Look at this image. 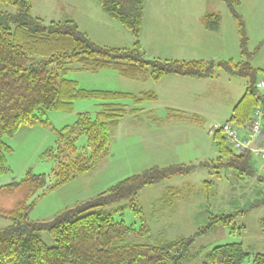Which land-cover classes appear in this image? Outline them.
I'll return each instance as SVG.
<instances>
[{
	"label": "trees",
	"instance_id": "trees-1",
	"mask_svg": "<svg viewBox=\"0 0 264 264\" xmlns=\"http://www.w3.org/2000/svg\"><path fill=\"white\" fill-rule=\"evenodd\" d=\"M96 1L113 20L131 31L136 39L132 47L101 45L73 19L46 23L43 18L34 16L32 0H0V5L15 7L14 12L0 10V175L10 171L8 154L13 151L5 138L16 135L22 126L41 125L53 129L57 147L49 150V155L58 160L50 178L30 170L23 179L0 186V217L11 221L0 229V264H185L197 238L208 235L217 226H228L235 215L210 213L208 224L191 237L137 244L127 242V237L149 235L148 223L143 220L141 227L136 229L124 220L115 219L108 206L128 201V206H120L116 212L124 213L126 207H130L140 217L144 215L139 205L141 189L176 175L190 174L198 167L210 169V174L218 178L222 177V169L232 168L239 177L255 179L262 187L257 193L262 198L250 208L264 204V174L255 166L254 157L263 162L264 159L254 150L235 149L224 132L217 130L213 132L218 149L216 159L199 164L153 166L91 199L68 207L52 220L30 217L38 198L95 170L110 155L114 128L123 117L139 113L146 102L158 100L154 91L135 94L81 88L77 80L67 77L72 71L98 73L111 69L127 78L159 81L168 75L216 77L218 69H222L247 79L246 91L227 121L245 126L253 120L255 111L261 109L264 124V93L257 88L259 74L251 64L253 54L248 50L246 21L237 11L240 0H219L228 5L238 25L240 49L245 57L239 62L233 59L148 58L140 41L146 0ZM220 22L221 16L217 13L204 17V24L211 31L220 30ZM87 99L101 101L99 110L94 114L79 113L73 125L57 129L46 117L50 111L72 112L77 101ZM179 118H193L196 122L201 119ZM80 136L87 139L82 150L76 143ZM212 183L206 182L207 185ZM17 195L11 208L1 204L2 197ZM261 226L264 232V219ZM245 229V226H236L232 231L238 230L241 234ZM44 232L54 239V246L44 241ZM251 257L253 264H264V252L251 254L242 242H231L215 246L207 254L205 264H246Z\"/></svg>",
	"mask_w": 264,
	"mask_h": 264
},
{
	"label": "rangeland",
	"instance_id": "rangeland-1",
	"mask_svg": "<svg viewBox=\"0 0 264 264\" xmlns=\"http://www.w3.org/2000/svg\"><path fill=\"white\" fill-rule=\"evenodd\" d=\"M32 4L34 16L43 18L46 23L76 20L101 45L132 47L136 40L131 31L113 20L96 0H32ZM0 10L14 12L15 7L1 4ZM237 11L246 21L248 50L253 54L251 64L261 78L264 75V0H240ZM208 13L221 16L219 32L206 28L204 17ZM140 41L148 58L245 60L240 49L237 22L228 5L219 0H146ZM67 77L77 80L80 87L86 89L135 94L157 90L161 99L158 103L141 105L140 116L128 114L123 117L114 128L110 155L95 170L38 198L30 213L34 220H52L68 207L91 199L153 166L199 164L216 159L218 149L213 140L212 125L225 122L247 87L246 78L231 75L222 69H218L216 77L193 81L197 83L190 87L167 81L157 83L152 79L127 78L111 69L98 73L72 71ZM197 95H201L198 100ZM100 102L96 99L77 101L72 112L50 111L46 117L55 128L62 129L73 125L79 113H96ZM173 105L183 106L184 112L190 113L188 115L198 112L200 121L179 118L178 122L166 123L159 129L145 113L153 108L155 117L165 119L169 107ZM191 129L196 130L197 136L190 133ZM198 134L199 139L200 134L203 136L204 150L201 147L192 150L188 143ZM56 138L53 129L41 125L22 126L16 135L6 137L13 151L8 154L10 171L0 175V186L23 179L30 170L35 174H46L49 178L53 176L58 160L56 156L49 155V150L57 147ZM76 143L82 150L87 143L86 136H80ZM260 162L263 161L255 156L254 163L259 170ZM221 173L222 177L218 178L210 174V169L198 167L190 174L176 175L144 187L139 192V205L144 211L140 217L130 207H126L124 213L116 212L118 207L128 206V201L114 203L108 209L115 219L124 220L136 229L141 227L143 220L148 223L151 228L149 235L131 234L127 237V242L137 244H157L191 237L208 224L210 213L234 214L235 218L228 226H217L208 235L197 238L185 264H205L207 254L215 246L231 242H242L251 254L264 252L261 226L264 204L250 208L262 198L257 194L262 187L253 178L239 177L232 168L222 169ZM208 181L213 183L207 185ZM18 196H4L1 204L11 208ZM10 223L9 219L0 217V229ZM236 226H245L246 229L241 234L238 230L233 232ZM42 237L49 246L55 245L48 232H44ZM245 263L253 264L252 257Z\"/></svg>",
	"mask_w": 264,
	"mask_h": 264
},
{
	"label": "crops",
	"instance_id": "crops-1",
	"mask_svg": "<svg viewBox=\"0 0 264 264\" xmlns=\"http://www.w3.org/2000/svg\"><path fill=\"white\" fill-rule=\"evenodd\" d=\"M153 20H155V19H153ZM142 28H143V26H142ZM141 31H142V29H141ZM219 31L220 30L213 31V32H219ZM172 59H177V58L173 57ZM204 79H208V78H192V77H185V76H179V75H168V76H164L162 79H160L159 81H156V82L159 83L161 81H167L169 83H174V84H177V85L178 84H183V85H187L188 87H190V86H194L197 83V82L194 83L193 81H202ZM150 91H153V90H150ZM154 92H156V94L158 95V100L155 101V102H153V103H158L160 101V99H161V96H160V94H159V92L157 90H155ZM243 95H241L239 97L238 101L242 98ZM200 97H201V95H197L196 96V99L198 100ZM238 101L235 103V105L238 103ZM235 105H233L232 111H233ZM184 111H185V109H184L183 106H180V105L170 106L169 109H168V114H167V116H166L165 119H159V118L155 117V115H154L155 109H153V108L145 111V113L147 114V116L149 115V118H150L149 121L153 125H157L159 127V129H160V127L162 125L164 126L166 123H170L172 121H177L178 122L180 116H186L187 115L189 117H200L198 115V112L193 111L194 112L193 114L188 115L190 113H187V112H184ZM139 114H141V111L139 113H137V114H134V115L135 116H140ZM170 114L173 115L172 118L170 117ZM231 115L225 120V122L230 119ZM217 124L218 123L212 125L211 132H213L212 131L213 130V127L215 125H217ZM170 127L173 128V126H170ZM184 132H185V130H184ZM190 133H194L195 134L194 136H197V133H196V130L195 129H191L190 130ZM202 137H203L202 134H200V139H199V134H198V137H193V140L188 142V143H190V146H191L192 150H194L196 147H201V149L204 150L203 142H202V139L203 138ZM260 172L262 174L264 172V162H260Z\"/></svg>",
	"mask_w": 264,
	"mask_h": 264
},
{
	"label": "built area",
	"instance_id": "built-area-1",
	"mask_svg": "<svg viewBox=\"0 0 264 264\" xmlns=\"http://www.w3.org/2000/svg\"><path fill=\"white\" fill-rule=\"evenodd\" d=\"M257 88L260 92L264 93V75L258 79ZM264 124H262V110L257 109L254 113L253 120L242 127L235 125L232 122H225L217 124L213 127V131L222 130L226 135L231 145L239 150L251 149V143L261 133ZM252 150V149H251ZM255 153L264 159V140L258 149H254Z\"/></svg>",
	"mask_w": 264,
	"mask_h": 264
},
{
	"label": "water",
	"instance_id": "water-1",
	"mask_svg": "<svg viewBox=\"0 0 264 264\" xmlns=\"http://www.w3.org/2000/svg\"><path fill=\"white\" fill-rule=\"evenodd\" d=\"M263 140H264V129L257 136V138L251 143L250 148L251 149H258L260 144L263 142Z\"/></svg>",
	"mask_w": 264,
	"mask_h": 264
}]
</instances>
